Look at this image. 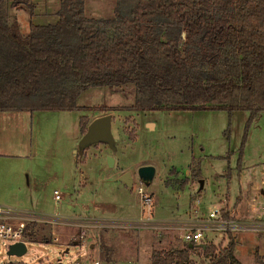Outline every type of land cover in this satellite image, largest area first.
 <instances>
[{
    "label": "rangeland",
    "instance_id": "rangeland-1",
    "mask_svg": "<svg viewBox=\"0 0 264 264\" xmlns=\"http://www.w3.org/2000/svg\"><path fill=\"white\" fill-rule=\"evenodd\" d=\"M32 1L33 15L29 10L10 7L23 33L29 31L31 22L54 24L59 18L61 0ZM116 1L86 0L87 15L111 19ZM134 99L131 87L116 93L110 87H94L83 92L81 108L75 110H0V168L13 186L10 193L0 195V207L52 219L61 217V221L87 218L113 222L115 225L103 228L89 227L87 238L96 245L92 254L98 257L101 253L102 264H109L103 257L104 247L110 248L114 264H151V252L167 246L164 239L171 234L167 231L172 232L164 223L187 219L196 208L202 217L213 205L221 206L225 214L236 211L247 220L263 214L264 111L252 121L249 110L232 114L223 109L196 108L142 112L130 108ZM99 112L113 116L115 165H103L104 161L108 164L107 156L105 159L100 154L106 143L98 142L87 147L84 155L69 154L73 161L65 171L60 151L67 138L81 131L82 116L93 118ZM143 165L156 169L151 184L138 175ZM120 167L132 173V187L115 179ZM140 186L154 199L151 214L140 198ZM55 190L65 195L63 200H55ZM69 203H73L72 208ZM149 217L151 222L164 223H141ZM37 223L38 231L47 233L50 241L27 238L28 251L18 257L10 256L6 241L0 240V264H57L59 260L69 264L87 251L80 244L63 243L67 236L61 237L62 243L52 240L53 231L76 233L77 225L69 222L54 228L52 222ZM233 235H238L239 256H250L257 246L264 252L258 233ZM159 239L164 241L160 244ZM213 241L219 244L222 238L214 237ZM195 254L202 251L198 248ZM263 255L254 253L247 262L260 264Z\"/></svg>",
    "mask_w": 264,
    "mask_h": 264
},
{
    "label": "trees",
    "instance_id": "trees-1",
    "mask_svg": "<svg viewBox=\"0 0 264 264\" xmlns=\"http://www.w3.org/2000/svg\"><path fill=\"white\" fill-rule=\"evenodd\" d=\"M116 3L105 19L88 16L86 0H61L56 23L23 33L10 7L33 15V1L0 0V110H75L89 88L131 87L134 111L249 110V121L264 111V0ZM89 123L81 117L83 135ZM37 226L26 238L49 242ZM198 248L209 264H243L233 232L205 248L154 249L151 264H197ZM103 257L112 263L110 248Z\"/></svg>",
    "mask_w": 264,
    "mask_h": 264
},
{
    "label": "built area",
    "instance_id": "built-area-1",
    "mask_svg": "<svg viewBox=\"0 0 264 264\" xmlns=\"http://www.w3.org/2000/svg\"><path fill=\"white\" fill-rule=\"evenodd\" d=\"M138 192L140 194L142 202L148 207L149 214H151L150 212L152 204L154 202L153 197L150 194L146 193L143 186L139 187ZM54 197L55 200L60 201L64 199L65 195H63L59 190H55ZM32 221L52 222L54 228L61 224H69V222L78 226V231L76 233L64 234L57 231H53L52 233V240H55L57 243H62L61 237L67 236V242L63 243H66L67 245L77 243L87 249L86 252L80 254L69 264H102L101 253L98 254V257H95L92 254V252L96 249V245L95 243L89 241L87 238L89 235V227L103 228L110 225H115L111 221H89L84 218H79L75 221H61V217L52 219L45 215H35L30 213L24 214L23 212L13 208L0 207V240L6 241L4 243L7 245V249H9V246L15 242L23 241L27 244L25 232L29 223ZM141 223H144L146 225L153 224L162 226L164 222H151V219L149 217V219L141 221ZM164 225L167 226L166 223H164ZM187 228V232L182 235V239L185 243H212V239L209 235L210 231L214 232L219 238H223L225 235H228L229 232L238 233L244 231H253L258 233L264 244V207L263 214L259 215L255 219L247 220L244 218H240L236 214V211H231L227 217L221 206L213 205L210 207L209 213L206 217L191 220ZM68 250L69 248H67V251ZM262 260L264 262V255ZM57 264L64 263L62 260H59Z\"/></svg>",
    "mask_w": 264,
    "mask_h": 264
},
{
    "label": "crops",
    "instance_id": "crops-1",
    "mask_svg": "<svg viewBox=\"0 0 264 264\" xmlns=\"http://www.w3.org/2000/svg\"><path fill=\"white\" fill-rule=\"evenodd\" d=\"M103 115L104 114L102 112H99L93 118L89 117V119L91 118L90 119V122L93 119H95L97 117H100V116H103ZM112 125H113V120H112ZM82 137H83V134H82L81 131L78 133V135H74L73 134L71 137L69 136L67 138V143H66L65 147L62 149V151H60L61 157L64 160V161L63 160H61V161H62V165L65 167V171L68 170V169H66V166H70V163L73 161V159H71V157L69 156V154H72V153L77 154V153H79V150H77V147H78V149L80 148L78 146V142H79V140H81ZM116 146H117V142H116ZM88 147H90V146H88ZM104 148L105 149L102 150L100 152V154L102 156H104L105 159H106V156L107 155H109V154H112L113 155V153H112L113 151L110 149V147L108 146V144H105V147ZM85 151H86V149H85ZM85 151L83 153H81V154L84 155L86 153ZM116 152H117V150L114 153H116ZM115 163H116V159H115ZM104 164H105V166H109L106 161H104L103 165ZM126 171L127 170H125L123 167L122 168L120 167V172L117 174V176H116L115 179L117 181H121L120 180V177ZM131 175H132V173H131ZM132 178H133V175H132ZM64 181L65 180L62 179L60 181V183L62 182L64 184ZM121 182L124 185H126L123 181H121ZM31 183H32V179H31ZM133 184H134V180H133ZM126 186L127 187H130L128 185H126ZM12 190H13V186L11 184H9V182L7 181L6 172L0 168V195H4L5 193L6 194L7 193H10L9 191H12ZM70 195H72V193H69L68 194L69 197H70ZM92 201H94V200H92ZM0 203H3V202H0ZM94 204L95 203L93 202V205ZM68 207L69 208H72L73 207V203H69L68 204ZM195 208H196V205H195ZM198 211H199V208H196L194 211H190L187 214L190 217L188 216L189 218H187V219H184V220L183 219H177V220H170L168 223L166 222L167 226H165V227H167V230H171L172 231V232L167 231V234L168 233H171L172 235L170 234V235H167L166 236L167 239H164V240H167V246H163L160 249H170V248H174V247L175 248L182 247L184 245V243H185L184 240L182 239V235L185 232H187V230H188L187 227H188L189 222H191V220H195V218L202 217V216H199L197 214ZM238 213H239V211H238ZM84 219H87V218H84ZM87 220L94 221L93 219H87ZM213 233L214 232H212V231L209 232L210 237L212 236ZM214 237L215 238L217 237L216 234H215ZM214 237L212 236V238H211L212 239V243H214V241H213ZM159 240H160V244L164 241L163 239H159ZM238 243H239V239H238V235H237V237H236V249H235V253L238 256V258L242 261L243 264H249L247 261L248 260H251V257H252V255L254 253H256L257 255H259V254L263 255L264 254V252L261 251V247L260 246H257L256 249L254 250V252L252 254H250V256H246V255L244 257L243 256H239V254L237 253V245H238ZM261 243L264 246L263 242H261ZM194 258H195L197 264H209L210 263L209 262V259L206 258L203 254H200L198 256L197 255H194ZM133 263L136 264L137 262L136 261H131L130 262V264H133ZM111 264H114V263H111Z\"/></svg>",
    "mask_w": 264,
    "mask_h": 264
},
{
    "label": "water",
    "instance_id": "water-1",
    "mask_svg": "<svg viewBox=\"0 0 264 264\" xmlns=\"http://www.w3.org/2000/svg\"><path fill=\"white\" fill-rule=\"evenodd\" d=\"M112 114H106L100 117L93 119L88 125L87 132L83 135L80 140L79 152L83 153L85 149L91 144L104 142L108 144L112 151L117 150L116 139L112 131ZM108 165L113 167L115 165V157L112 154L107 155ZM156 173V169L152 165H143L138 170V175L141 180L146 184H151ZM120 180L123 181L126 185L133 186V178L130 171H126L120 177ZM203 187V181L201 188ZM203 248L206 247V244H201ZM28 251L27 244L23 241L12 243L9 246L8 254L10 256L21 257L25 255ZM8 264H26L24 262H10Z\"/></svg>",
    "mask_w": 264,
    "mask_h": 264
}]
</instances>
